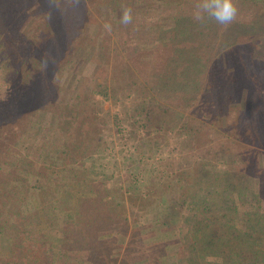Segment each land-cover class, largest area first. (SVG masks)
I'll return each mask as SVG.
<instances>
[{
    "label": "rangeland",
    "instance_id": "obj_1",
    "mask_svg": "<svg viewBox=\"0 0 264 264\" xmlns=\"http://www.w3.org/2000/svg\"><path fill=\"white\" fill-rule=\"evenodd\" d=\"M34 2L3 0L5 20L15 14L21 21L5 40H30L40 48L47 71L38 70L32 78L47 86L56 77L59 90L54 103L70 105L77 115L75 124L84 126L82 134L73 132L72 114L54 107L60 116L59 128L54 118L43 116L15 142L18 154L28 160V169L37 171L42 185L49 166L54 185L58 176L75 175L72 184L80 177L83 186L78 198L103 195L107 207L103 215L112 221L113 229L108 226L106 232L111 235L104 242L93 239L85 251L67 253L62 264H162L163 237L173 234L162 231L168 226L165 216L178 210L180 197L197 188L198 163L204 164V174L210 177L226 169L209 159L208 150L218 149L227 156L241 151V162L230 165L234 171L227 169L237 172V181L248 182L255 193L251 198L256 197L264 208V17L259 18L264 0H235L238 11L233 23L237 25L231 29L232 23L208 21L210 16L202 14L199 31L193 27L198 25L201 0H48L49 6L43 3L30 12ZM126 8L132 10L131 35L106 30V24L114 27L120 22ZM78 36V43L72 44ZM223 49L226 53L218 54ZM2 51L0 47V105L11 79L9 70L1 68ZM6 55L9 65L17 61L11 52ZM57 64L61 67L55 72ZM186 72L192 82L188 92L176 84L186 82ZM30 75L23 70L22 79ZM100 87L106 89L107 99L98 94ZM218 87L221 92H214ZM141 105L153 106L149 131L141 125L146 121ZM185 122L192 132L183 129ZM81 135L87 141H81ZM61 145L67 148L64 155L59 153ZM32 177L27 181L31 183ZM57 196L49 198L50 207ZM65 207L52 213L39 206L31 221L33 229L48 235L47 244L56 248L60 228L82 225L87 216ZM240 216L231 213L236 226L242 225L263 242L264 220ZM32 248L14 234H0V263L16 262ZM183 253L179 251L178 257ZM37 257L46 264L44 255Z\"/></svg>",
    "mask_w": 264,
    "mask_h": 264
},
{
    "label": "trees",
    "instance_id": "obj_2",
    "mask_svg": "<svg viewBox=\"0 0 264 264\" xmlns=\"http://www.w3.org/2000/svg\"><path fill=\"white\" fill-rule=\"evenodd\" d=\"M23 1L25 2V0H20V2ZM34 1L32 7L29 9L30 12L32 8L36 9L42 6L43 3H48V0ZM2 3L3 0H0V4ZM261 3L263 4L264 2ZM46 6H49V3ZM1 7L0 5V47L3 48L1 52V56H3L1 58V68L9 70L11 79H9V84L7 85L9 89L6 98L0 105V234H14L19 242L31 244V248L33 247L30 250L31 252L21 253L18 261L7 264H43L40 263V259L37 257L38 254L44 255L46 264H62V260L63 258L65 260L67 253L85 251V248L91 246L93 239L98 241V243L109 239L111 233L106 231H108V226L112 229L110 225L112 221L103 215L107 208L102 200L103 195L102 197L100 195V199H97V196L92 198L80 196L78 198L77 194L83 186L80 177L75 179V183L72 184L76 176L67 177L63 174L64 176L62 177H55L56 185H54L51 182L52 177L49 175L53 174L49 172L52 169L47 166L45 169L47 182L42 185L41 177L37 175V171L35 169V171H32L30 168L28 169L30 167L28 160L18 154L15 142L24 136L33 123L38 124V122H42L40 119L43 116L48 119L54 118V124L57 123L56 128H59L60 116L58 115V111H54V107L67 110L72 114L73 118L70 126L73 127V132L82 134L84 123L81 122L80 125L75 124L77 115H73L75 111L69 110L68 107L70 105L62 104L58 101L54 103V100L56 101L58 98L57 90H59L56 86V77L53 78L55 83L53 81L52 83L48 82L47 86H43L41 82L37 83L32 78L36 76L38 70L45 69L47 71L46 56L30 40L26 43H19L16 41L17 39H9L8 42L5 40V36L7 34L12 35V30L18 28L21 21L18 20L15 14L8 15L5 20L6 16L1 15ZM144 15H140L139 17L142 18ZM261 15L264 17V10L263 14H259V18H261ZM169 16L174 17L173 15ZM165 18H167V15L166 17L164 15L163 20H166ZM210 19L207 18L208 21L213 20L211 17ZM201 21L197 19L195 23H198V25H195L193 28L199 31L203 26ZM33 22L34 20L32 19ZM230 23L232 24L231 27H228L229 29L237 25L233 21ZM132 26V24L129 26V24L125 25L118 22L115 23L114 27L111 26V30H114L115 34H121V36L124 34L131 35L129 29ZM138 28V26L134 28V35H137ZM208 28L210 30L213 29L212 25ZM191 33L193 34V32ZM17 37L19 38L20 36ZM79 39L78 36L72 44L78 43ZM5 41L8 43V47L4 45ZM135 41L137 42L136 39ZM121 43L125 44L126 42L122 40ZM121 47L123 49L126 48L124 45H121ZM74 48L73 46L71 50H74ZM225 50H218L217 52L218 54L226 53ZM7 52H11V56H16L17 61L9 65V58L6 57ZM36 61L40 66L42 64L43 68H39L35 63ZM58 64L55 66V72L61 67ZM130 64L133 66V63ZM23 70L30 71L31 78L22 79ZM187 74L188 72L183 76V81H186L185 83L179 84V82H176L180 86V89L186 92L192 86V82H190L191 77L187 78L189 76ZM48 75L50 77L51 73L49 72ZM167 84H164L165 88L168 87ZM100 88L101 90L98 94L107 99L108 94L106 89ZM128 91L131 92L130 88ZM213 91L221 92V88L218 87ZM140 112L145 113L146 119L141 125L145 131H149L148 127L151 129V123L154 122V119H152L153 106L141 105ZM182 127L184 130L192 132L186 122ZM153 128L155 127L153 126ZM47 131H52V129L47 126ZM83 135L80 136L81 141L86 139L85 135ZM58 149L60 150L59 153H63L64 155L67 148L61 145L58 146ZM51 150V153H54V150ZM208 151L210 154L209 159L213 160L215 165L226 167V169L215 174L216 176L210 177L204 174L206 172L203 170L204 164L198 163L197 178H199V181H197L198 183L195 182V185H198L197 188L190 191L188 195L180 197L178 200V210L172 212V214H169L170 211H168V215L165 216L166 219L168 217V221L165 220L164 224L168 226L162 231L173 234L163 237L166 239L162 242L161 246L165 252L162 253L160 261L162 264H264V241L261 242L259 238H255L251 231L243 230L241 228L242 225L241 227H237L234 222L235 220L231 217L232 212H237L241 214L240 218L242 220L244 217L264 220L261 217V215H264L263 206L258 203L259 201H256V197L254 199L251 198L252 195L255 196L253 188L248 186V182L245 184L244 182L242 183V180L237 181L239 179L237 172H229L232 169L230 165L232 166L235 163L239 164L241 162V151L232 156H227L218 149ZM41 170L43 168H40V174L42 175ZM59 171L64 173L65 170L59 169ZM33 174H35V178L32 177ZM30 176L32 177L31 183L27 181ZM204 183L205 187H202ZM69 188H74V191H70ZM91 190L89 189L88 191ZM56 194L59 196L56 199L52 198V205L50 207L49 198ZM81 194L83 195V193ZM163 204V207L169 210L164 202ZM39 206L48 211L52 210V213H57L66 206L65 208H69V210L70 208L80 210L79 213L81 215L85 214L87 216L82 225L65 224L60 228L62 235L61 240H57L58 246L56 248V245L53 243L47 244L48 235L38 234L33 229L32 217ZM245 211L248 212L245 213ZM17 229L18 232H16ZM24 229L27 231H24ZM31 231L34 232L32 233ZM177 232H181V235L177 236ZM95 246L96 244L93 245V248ZM52 247L54 250H52ZM179 251H184V255L178 257ZM123 264H128V262L125 261Z\"/></svg>",
    "mask_w": 264,
    "mask_h": 264
},
{
    "label": "clouds",
    "instance_id": "obj_3",
    "mask_svg": "<svg viewBox=\"0 0 264 264\" xmlns=\"http://www.w3.org/2000/svg\"><path fill=\"white\" fill-rule=\"evenodd\" d=\"M237 11L234 0H201L199 10L196 12V18L201 19L202 14H206L217 23L226 25L235 19ZM132 18V10L126 8L122 12L120 22L127 25L132 22ZM104 27L106 30H111V26L108 24Z\"/></svg>",
    "mask_w": 264,
    "mask_h": 264
}]
</instances>
